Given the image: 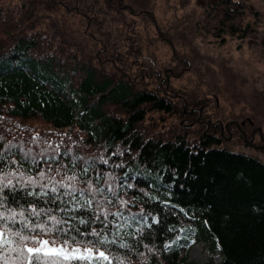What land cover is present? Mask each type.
Instances as JSON below:
<instances>
[{"label": "trees", "instance_id": "1", "mask_svg": "<svg viewBox=\"0 0 264 264\" xmlns=\"http://www.w3.org/2000/svg\"><path fill=\"white\" fill-rule=\"evenodd\" d=\"M52 3L82 16L81 31L95 32L89 38L99 49L73 27L47 21ZM152 4L0 0V230L10 229L13 241L0 242V264H45L30 261L25 246L35 241L15 232L102 249L101 264H194L187 250L198 238L212 240L218 264H264V161L230 149L221 133L147 130L184 112L176 94L149 88L170 76L154 69V40L134 32L138 20L153 19ZM246 9L238 0H205L199 27L220 42L248 37ZM96 60L111 61L118 74ZM38 136L60 148V161ZM102 198L111 202L108 215L98 214Z\"/></svg>", "mask_w": 264, "mask_h": 264}, {"label": "rangeland", "instance_id": "2", "mask_svg": "<svg viewBox=\"0 0 264 264\" xmlns=\"http://www.w3.org/2000/svg\"><path fill=\"white\" fill-rule=\"evenodd\" d=\"M238 1L247 8V12H251L249 14L252 31L244 38L228 37L220 42L205 35V28L201 30L202 27H199V24L206 23L205 17L202 19L205 0H154L151 9L153 19L145 21V24L137 21L134 32L141 36L143 41L151 39L156 44V73H160V77H166V74L170 73L168 82L162 79L148 81L149 88L160 86L166 95L169 92L176 94L179 98H171L180 103L184 111L179 113L184 117H179L176 113L170 114L168 120L160 124H148L147 130L150 134H165L169 137L178 131L188 132L193 137L195 129L189 126L197 128L199 133H221L223 143L230 149L254 155L264 161V0ZM52 5L55 9L49 13L47 21L73 27L74 31L80 33L79 37L85 39L87 45L92 43L93 46L99 47L90 39L95 32L90 30L89 24L88 37L81 31L86 30V21L82 16L66 12L58 3ZM251 10H256V14L253 15ZM128 17L126 15L127 20ZM135 21V18L131 19L132 24ZM123 31L128 34L127 29L123 28ZM121 38L116 36L114 40ZM81 46L77 49L80 50ZM90 60L94 61V58ZM96 61L104 63L109 73L118 74V71L111 67V61ZM175 66V69H171ZM142 68L151 72L146 67ZM200 98L204 101L202 108L200 105L191 104L197 103ZM245 120L247 123L244 124ZM227 122L229 123L226 126ZM170 127H173L174 131L167 133L171 130ZM38 246L35 243L27 247ZM50 246H53L51 241ZM212 246V240L195 239L188 247V260L199 264L211 258L213 264H218L221 253L212 250ZM67 247L69 251L72 248H80L81 251L91 249V246L81 244ZM101 251L104 252L102 249L96 252Z\"/></svg>", "mask_w": 264, "mask_h": 264}, {"label": "snow or ice", "instance_id": "3", "mask_svg": "<svg viewBox=\"0 0 264 264\" xmlns=\"http://www.w3.org/2000/svg\"><path fill=\"white\" fill-rule=\"evenodd\" d=\"M70 180L74 179V177H70ZM74 193L76 190L72 188L71 185L67 186ZM54 192L56 191L55 187L52 189ZM33 214H37L33 212ZM55 220V217H52ZM59 223V222H57ZM42 231H52V229L44 228L43 226L38 225ZM5 231H9L10 229L0 230V242L3 244L9 245L12 244L13 241L5 237ZM13 236L18 237L22 241L34 240L38 247H26V251L30 254H34V257H29L31 259H35L37 262L43 260L45 264H59L60 259L69 261V260H86V261H95V264H101L102 261H107L108 257L104 252H94L93 249H85L81 251L80 248H72L70 251L67 247L68 241L66 240L63 245H56L55 241H52L50 246V241L46 239H36L35 237L23 236L20 232L12 233ZM18 250V249H13ZM43 254V255H41Z\"/></svg>", "mask_w": 264, "mask_h": 264}, {"label": "bare ground", "instance_id": "4", "mask_svg": "<svg viewBox=\"0 0 264 264\" xmlns=\"http://www.w3.org/2000/svg\"><path fill=\"white\" fill-rule=\"evenodd\" d=\"M33 140L36 144L40 145L42 148H48L49 149V159L51 161H55V160H61V155H60V148L55 146L54 143L47 138H44L42 136H38V137H33ZM92 163L94 164L95 162L92 161ZM85 165L89 164V163H84ZM101 202L102 205H99L102 208V210L98 213L99 215H108L111 211V209L109 207H106V204H111V202L109 203V201L106 200V198H102L99 200ZM46 238V237H45ZM37 239H44L43 236H39ZM52 242V241H51ZM56 243H61L64 244V241H55ZM74 244H79V243H68V245H74Z\"/></svg>", "mask_w": 264, "mask_h": 264}, {"label": "water", "instance_id": "5", "mask_svg": "<svg viewBox=\"0 0 264 264\" xmlns=\"http://www.w3.org/2000/svg\"><path fill=\"white\" fill-rule=\"evenodd\" d=\"M220 122H221V121H219V123H220ZM228 123H229V122H227L225 125L227 126V125H228Z\"/></svg>", "mask_w": 264, "mask_h": 264}]
</instances>
